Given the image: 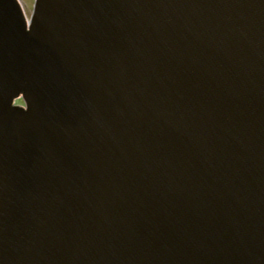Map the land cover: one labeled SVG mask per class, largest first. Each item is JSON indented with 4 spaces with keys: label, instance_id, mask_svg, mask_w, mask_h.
<instances>
[{
    "label": "water",
    "instance_id": "water-1",
    "mask_svg": "<svg viewBox=\"0 0 264 264\" xmlns=\"http://www.w3.org/2000/svg\"><path fill=\"white\" fill-rule=\"evenodd\" d=\"M0 264H264V0H0Z\"/></svg>",
    "mask_w": 264,
    "mask_h": 264
},
{
    "label": "rangeland",
    "instance_id": "rangeland-1",
    "mask_svg": "<svg viewBox=\"0 0 264 264\" xmlns=\"http://www.w3.org/2000/svg\"><path fill=\"white\" fill-rule=\"evenodd\" d=\"M23 7H24V10L26 12V14L29 16L32 12V7H33V2L34 0H20Z\"/></svg>",
    "mask_w": 264,
    "mask_h": 264
}]
</instances>
